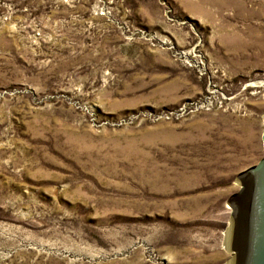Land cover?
Listing matches in <instances>:
<instances>
[{"label": "rangeland", "instance_id": "374dc122", "mask_svg": "<svg viewBox=\"0 0 264 264\" xmlns=\"http://www.w3.org/2000/svg\"><path fill=\"white\" fill-rule=\"evenodd\" d=\"M263 130L264 0H0V264H232Z\"/></svg>", "mask_w": 264, "mask_h": 264}, {"label": "water", "instance_id": "95a60500", "mask_svg": "<svg viewBox=\"0 0 264 264\" xmlns=\"http://www.w3.org/2000/svg\"><path fill=\"white\" fill-rule=\"evenodd\" d=\"M237 179L240 188L227 200L232 207V264H264V157Z\"/></svg>", "mask_w": 264, "mask_h": 264}]
</instances>
